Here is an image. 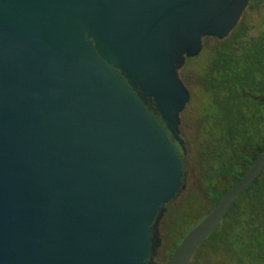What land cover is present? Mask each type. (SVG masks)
<instances>
[{
  "label": "water",
  "instance_id": "obj_1",
  "mask_svg": "<svg viewBox=\"0 0 264 264\" xmlns=\"http://www.w3.org/2000/svg\"><path fill=\"white\" fill-rule=\"evenodd\" d=\"M251 0H0V264H157L186 185L181 70ZM264 150L163 264H189Z\"/></svg>",
  "mask_w": 264,
  "mask_h": 264
},
{
  "label": "trees",
  "instance_id": "obj_2",
  "mask_svg": "<svg viewBox=\"0 0 264 264\" xmlns=\"http://www.w3.org/2000/svg\"><path fill=\"white\" fill-rule=\"evenodd\" d=\"M203 42L200 55L183 67L206 59L197 65L188 104L197 124L186 160L198 166L201 188L190 190L173 215L170 255L264 150V0H251L229 37H205ZM191 206L201 211L193 213ZM218 257L229 264H264V172L198 248L191 264H210Z\"/></svg>",
  "mask_w": 264,
  "mask_h": 264
},
{
  "label": "rangeland",
  "instance_id": "obj_3",
  "mask_svg": "<svg viewBox=\"0 0 264 264\" xmlns=\"http://www.w3.org/2000/svg\"><path fill=\"white\" fill-rule=\"evenodd\" d=\"M256 22H253L252 25H255ZM202 56V58L199 59H195V61H190V63L193 62V65L191 68H183L181 70V77L183 78L184 82L191 88H195L196 86V68L197 65L201 66L202 62H205L206 59ZM204 60V61H202ZM200 61V62H198ZM193 92V90H191V93ZM186 112L184 113V115L182 116V134L183 137L185 138V140L189 143L190 141L193 140V138L196 135V124H197V117L195 115V113L191 110H189V106L187 109H185ZM186 189L183 190V192L180 194L179 198H177L172 204L169 205V210H173V209H177L178 206L183 202L184 199L187 198L188 193L190 192V190H195V189H200L201 188V177H200V173H199V168L198 166L193 163L192 160L187 161V165H186ZM191 208H193L191 211L193 213H197L201 211V207L200 206H196L193 207L191 206ZM171 216V217H169ZM172 218V214L169 213L167 215L166 221L170 220ZM168 225L164 224L163 227V234L166 236V240L168 238ZM167 226V227H166ZM177 239V237L175 238ZM170 242L174 243V240L171 239V237H169ZM174 244H172V247L174 248ZM171 247V250H172ZM210 264H229V262H227L224 258L218 257L214 260H212L210 262Z\"/></svg>",
  "mask_w": 264,
  "mask_h": 264
},
{
  "label": "flooded vegetation",
  "instance_id": "obj_4",
  "mask_svg": "<svg viewBox=\"0 0 264 264\" xmlns=\"http://www.w3.org/2000/svg\"><path fill=\"white\" fill-rule=\"evenodd\" d=\"M188 145H189V143L187 142V147H188ZM188 151H189V147H188ZM187 155H188V153H187ZM187 155L183 158V169H184V181H186V165H187V160H186V158H187ZM185 185H186V183H185ZM185 189H186V187H185ZM183 192V191H182ZM181 192V193H182ZM181 193H179L178 194V196H177V198H179V196H180V194ZM176 198V199H177ZM175 199V200H176ZM175 200H173L171 203H169V204H167L166 206H165V211L163 212V214H162V217L160 218V220H159V225H158V228H159V233H160V238H161V246L157 249V252H156V255L154 256V261L157 263V264H163L164 262H166L170 257H171V255H170V253L172 252V250H171V247H172V244H174V243H172V242H170V240H169V237H171V233H172V231H171V225L173 224V221H174V219L175 218H173V215H174V213L177 211V209L175 210V209H173V210H169V205L170 204H172ZM169 213H171L172 214V218L170 219V220H168V221H166V218H167V215L169 214ZM169 217H171V216H169ZM200 222V221H199ZM198 222V223H199ZM167 223H169V225H168V238H167V240H166V236L163 234V227H164V224H167ZM197 223V224H198ZM167 227V226H166ZM195 227V226H194ZM193 227V228H194ZM188 233V232H187ZM187 233L182 237V239L187 235ZM172 239V238H171ZM181 239V240H182ZM172 249H173V247H172ZM198 250V249H197ZM197 252V251H196ZM196 254V253H195ZM194 254V255H195ZM194 257V256H193ZM193 257H192V259H193ZM192 259H191V261H192ZM191 261H190V263L189 264H191Z\"/></svg>",
  "mask_w": 264,
  "mask_h": 264
}]
</instances>
